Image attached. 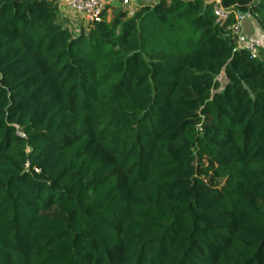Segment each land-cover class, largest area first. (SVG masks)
Here are the masks:
<instances>
[{
	"label": "trees",
	"instance_id": "trees-1",
	"mask_svg": "<svg viewBox=\"0 0 264 264\" xmlns=\"http://www.w3.org/2000/svg\"><path fill=\"white\" fill-rule=\"evenodd\" d=\"M210 1L75 33L0 0V264H264V58L229 31L264 0Z\"/></svg>",
	"mask_w": 264,
	"mask_h": 264
},
{
	"label": "built area",
	"instance_id": "built-area-1",
	"mask_svg": "<svg viewBox=\"0 0 264 264\" xmlns=\"http://www.w3.org/2000/svg\"><path fill=\"white\" fill-rule=\"evenodd\" d=\"M113 1L114 0H56V4L58 13H60L61 9H65L67 13L71 14L76 23L75 26H78V29L73 31L68 27L66 28L76 33L79 31L80 27L87 29L100 23L103 19L106 6ZM123 4H127V1H124ZM250 19L251 16L248 13L235 14L234 23L229 28V31L235 39L237 49H244L251 54L252 58H256L258 57L256 46L252 43L242 42L243 23ZM198 131L200 132V130Z\"/></svg>",
	"mask_w": 264,
	"mask_h": 264
},
{
	"label": "crops",
	"instance_id": "crops-1",
	"mask_svg": "<svg viewBox=\"0 0 264 264\" xmlns=\"http://www.w3.org/2000/svg\"><path fill=\"white\" fill-rule=\"evenodd\" d=\"M105 1H108V0H105ZM135 1L137 0H128L127 3L128 2L134 3ZM138 1L142 2V0H138ZM114 2L119 3L120 1L114 0L112 3ZM58 17L61 20V23L63 24L64 27H68L72 29L73 31H76L78 29V26L77 27L75 26L73 17L71 16V14L67 13L65 9L60 10ZM107 20H109V18ZM242 33H243L242 42L254 44L260 56L264 58V33L261 31V29L258 27V25L255 23L253 19L246 20L243 23Z\"/></svg>",
	"mask_w": 264,
	"mask_h": 264
},
{
	"label": "rangeland",
	"instance_id": "rangeland-1",
	"mask_svg": "<svg viewBox=\"0 0 264 264\" xmlns=\"http://www.w3.org/2000/svg\"><path fill=\"white\" fill-rule=\"evenodd\" d=\"M157 0H142V2L140 1H135L134 3H127V4H121L120 2L119 3H109L108 6H106L105 8V16L106 18L109 20L113 17L114 15V10L116 8H119L121 10H124V11H127V12H131V13H134L137 9H139L140 6H151L154 2H156ZM207 3L211 2L210 0H205ZM253 1L255 0H236L234 1V3H231V4H228L227 8H232L234 7L233 5L235 4H242V7L244 6L243 4H249V3H252ZM133 2V1H132ZM213 2L216 3V5H218V9H217V15L220 19H224L225 15L230 13V10L228 9H225L224 7L221 6V0H213ZM232 6V7H231ZM252 19V18H251ZM58 20L59 22L61 23V20L59 19L58 17ZM63 25V24H62ZM76 25V23H75ZM77 27V26H76ZM70 29V28H69Z\"/></svg>",
	"mask_w": 264,
	"mask_h": 264
}]
</instances>
